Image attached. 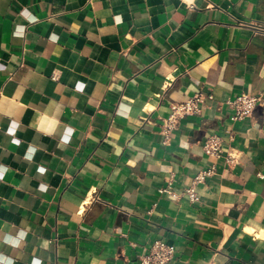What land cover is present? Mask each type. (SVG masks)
<instances>
[{
    "label": "crops",
    "instance_id": "0c3cea01",
    "mask_svg": "<svg viewBox=\"0 0 264 264\" xmlns=\"http://www.w3.org/2000/svg\"><path fill=\"white\" fill-rule=\"evenodd\" d=\"M257 26L264 0H0L3 264H140L156 241L172 264H264Z\"/></svg>",
    "mask_w": 264,
    "mask_h": 264
},
{
    "label": "built area",
    "instance_id": "2783aa9c",
    "mask_svg": "<svg viewBox=\"0 0 264 264\" xmlns=\"http://www.w3.org/2000/svg\"><path fill=\"white\" fill-rule=\"evenodd\" d=\"M256 30L257 33H264L263 26H257ZM205 98L212 99L211 96L204 97L202 94H199L182 103L173 105L172 114L165 123L167 133L173 129L178 119L186 116L198 115L200 113V105L204 103ZM260 101V97L244 94L234 100L228 101L227 104L234 110L235 118L243 120L253 115ZM203 150L206 155L215 159H220L225 156L226 164L229 165H235L238 161L236 153H224L222 138L218 135L208 137L204 143ZM188 192L191 199L195 200L196 197L193 190H189ZM95 199L98 200L99 198L96 197ZM173 256L174 250L171 246L162 241H156L149 252L140 257V264H172Z\"/></svg>",
    "mask_w": 264,
    "mask_h": 264
},
{
    "label": "clouds",
    "instance_id": "9594fccd",
    "mask_svg": "<svg viewBox=\"0 0 264 264\" xmlns=\"http://www.w3.org/2000/svg\"><path fill=\"white\" fill-rule=\"evenodd\" d=\"M23 238V235L21 234V237H20V239H22ZM9 242L10 243H12V241L11 240H9ZM19 243V240H16L15 242H14V244H18ZM3 257H0V264H3Z\"/></svg>",
    "mask_w": 264,
    "mask_h": 264
}]
</instances>
